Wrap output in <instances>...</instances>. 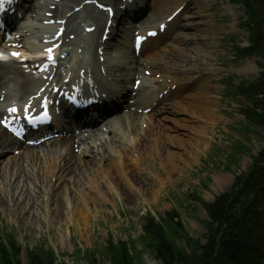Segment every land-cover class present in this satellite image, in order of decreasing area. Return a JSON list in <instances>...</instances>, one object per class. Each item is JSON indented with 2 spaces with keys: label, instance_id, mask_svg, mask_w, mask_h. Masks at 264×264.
Here are the masks:
<instances>
[{
  "label": "rangeland",
  "instance_id": "1",
  "mask_svg": "<svg viewBox=\"0 0 264 264\" xmlns=\"http://www.w3.org/2000/svg\"><path fill=\"white\" fill-rule=\"evenodd\" d=\"M182 1L179 0L177 5ZM198 1L199 5L197 0L193 2L192 14V17H196L194 24L197 26L185 18L181 23L182 29L179 28L172 33L184 36L185 39L170 44V37L167 46L172 47L174 51L166 49L160 56L162 69L158 70L168 75V78L189 83V88L185 90L187 94L164 101L162 109L154 116L158 122L172 129L176 128L173 119L182 118L188 121V125L193 121V116L180 104L183 99L185 103L188 101L189 94L192 95L190 100L216 103L205 108L207 113L217 112L215 123L208 122L203 113H199L204 117L197 120V125L207 128V137L198 135L202 139L193 151L195 158L186 156L182 164V173L173 174L175 181L167 182L159 193V199L150 204L144 196L136 197L132 192H130L133 195L132 204L125 203L118 197L113 199L106 195V203H100L102 209L91 211L87 226L84 222L80 226L76 224V219H80L81 216L75 215V212L87 207L80 197L82 194H77L74 187L67 186L75 195L74 198L69 197L71 204L68 207H60L62 212H65V208L66 215L63 213L59 220L52 216L51 222H48L44 218L46 207L44 209L41 205L40 219L37 220L41 222L33 225L25 221L23 202L20 201V205L13 204L11 190L6 195L4 181L3 185L0 184V239L17 241L14 243L19 244L21 249V264H27L28 254L39 252L40 249L46 253L54 252L57 259L55 264H114L116 250L120 251L124 246L133 258L134 264H164L157 259L152 250L155 244L151 245L144 239L147 219L151 217L162 225L165 237L175 252L198 262L201 255L199 248L204 246L216 228L207 205L229 193L237 180L240 177L244 178L255 166L256 160L264 150L263 132L248 123L241 114L251 103L242 96L239 87L259 81L264 73L263 58L240 59L235 54V48L250 46L248 30L246 32L243 26L247 18L242 8L231 5L229 0ZM200 11H203L209 20L199 18ZM156 17L160 18V13H157ZM206 22L208 27L201 26ZM187 23L191 25L188 31L184 29ZM186 35L194 39V42L186 40L188 39ZM196 46L201 47L200 55L194 54ZM248 65L253 67L250 72L245 71ZM197 85L213 86L215 89L212 90L216 95L206 97L201 90L195 89ZM195 94L197 98L193 96ZM167 110L173 111L172 114ZM162 131L167 130L163 128ZM155 162L152 164L153 172L164 175L161 158ZM83 183L86 181L82 179L81 185ZM119 185L124 187L123 180H119ZM31 188H34L33 184ZM40 192L43 194L41 204L44 206L46 191L43 189ZM91 193L98 195L96 190ZM54 196L52 194L50 196L52 198L50 208L57 209L59 206H53L57 199ZM251 201L249 197L246 198L241 202L242 207H252L254 202ZM242 207L236 206L235 212ZM64 235L65 240L62 238Z\"/></svg>",
  "mask_w": 264,
  "mask_h": 264
},
{
  "label": "bare ground",
  "instance_id": "2",
  "mask_svg": "<svg viewBox=\"0 0 264 264\" xmlns=\"http://www.w3.org/2000/svg\"><path fill=\"white\" fill-rule=\"evenodd\" d=\"M49 1L50 0H43V2L34 1L30 6L32 9L29 13L31 18L30 20L26 19L25 24L22 26L23 32L28 33V38H32L34 35V38L38 41L43 39L46 41L50 40L49 36L51 35L53 27L42 25V21L46 19L37 22V24L32 22L33 13H37V16H45L44 13L49 11L48 7L53 5L49 3ZM67 1L76 3L79 0ZM106 1L107 0H105V2ZM160 1L161 3L159 5H166L167 12L171 11L169 15L175 11V6L179 2V0H155V2ZM111 3L116 5L115 1ZM197 3H199V1ZM66 5L69 6V3H66ZM190 9H192V7L190 3H187L183 11H189ZM166 10L163 12L164 15ZM177 14L176 10V18L169 24H165L169 32L176 28L177 22L185 20L180 14ZM201 15H204L203 12H200L199 17H201ZM164 22L165 21L161 23ZM69 24L72 25L71 22H69ZM106 26L107 24H105V27ZM72 30L74 32H72ZM78 30L79 28H72L71 32L68 35L66 34L67 37L71 34H75V39L69 41L70 44H73V50L67 49L70 53L78 51L81 44L84 43V40L79 41L82 32L79 34L77 32ZM36 36H38V38H36ZM178 37L179 35L176 37V40H179ZM186 37L188 38V35H186ZM100 38L101 36L98 32L93 33L90 35V44L95 43L96 40H100ZM186 40L194 41V39L190 38ZM77 41H79L78 46L76 45ZM17 43L25 49L37 50L34 44L28 43L25 40H18ZM56 43H59V41ZM64 43H66V40ZM85 43L88 44L89 41ZM109 44L115 45L114 42H109ZM154 47V42H148L146 43L145 49H154ZM92 49L93 48L90 49V47L85 46L83 51H89V60L92 63L107 66L108 72L104 71L105 75L103 72L100 73V77L106 79L105 81L107 83L120 84L123 81L121 79H126L130 85L136 80L142 79L139 75L138 77L132 78L129 74L128 66L132 68L133 74H140L142 71H140V68L142 69L141 66L143 65L142 63L140 66L138 65L141 60L140 58L132 56L133 51L131 48H114L103 63H101L95 50L90 51ZM201 51V47L196 46L194 54L200 55L202 53ZM69 54H64L67 56L64 62L74 64L69 61L72 58ZM146 61L149 64L158 65V61L154 59V56H148ZM77 62L79 65L85 64L82 58H78ZM14 63V61L0 63V71L4 73V79H0V88L6 85V80L9 81L10 85L13 81L15 83L12 89L13 93H15L17 97H22L26 91H29L28 94H34L39 86H41V83L47 84L44 80H39L41 83L35 80L32 83V88L30 90L27 89L24 85L29 86L30 80L28 79V81L26 78L31 75L30 73L33 71V68L29 67L34 66L31 63H27L24 68L26 70L29 68L28 71L20 72L19 70H14ZM40 63H42V61ZM100 66L101 65L96 66V69L99 70ZM251 70H253V67L250 65L245 68V71L250 72ZM56 77L59 78L58 75H56ZM195 89L201 90L206 97L216 95L214 90H212L215 89L213 86L203 85L200 87V85H197ZM122 91H124L125 94L128 92L127 89H123ZM125 94L122 95L124 101ZM185 94L187 93L185 92ZM12 95V92H0V98H4L2 103H5L6 100L8 103H15L16 97ZM190 95L191 94L187 96L189 99L186 103L183 101L184 99L180 102L181 107L185 108L188 113L193 116V121L190 122V125H188V121L177 118L173 119L176 128L173 127L170 129L171 127L168 128V126L163 125L162 122H158L154 116L146 117L134 113L131 110H128V113H123L121 110H118V114L115 117L104 119L100 126H96L97 123H95L85 128L84 132L91 137L90 139H85L83 135L79 138L80 140L78 139L77 141H75V138L60 139L43 146H29L25 149L21 147L18 148V150L21 151L19 156L15 157L8 155L4 160L1 159V156H3L6 150L12 145L16 147L17 142L13 143L10 134L0 128V160H2L0 161V173L6 169L3 174H0V184L3 185L4 181H6L3 188H6L4 189L6 195L9 190L12 191L13 204L20 205V201L23 202V211L26 215L25 221L28 223L31 222L33 225L41 222V220L37 221L40 219L42 211L41 205L44 209L46 207L44 218H46L48 222H51L50 219L52 216H56L59 220L63 213H65V215L67 214L65 208V212H62L63 210L60 207H68L69 204H71L69 197L74 198L75 196L68 190L67 186L74 187L77 194H82L80 197L83 198L87 207L81 208L78 212H75V215L79 214L81 216L80 219H76V224L79 226L83 222L86 226L89 224V215L91 211H99L102 209L103 206L101 207L100 203H106V195L111 196L113 199H115L114 197H118L120 200H124L125 203L132 204L133 195L130 193L132 192L136 197L144 196L145 200L150 204L159 199V193L162 188L167 185V182L175 181V178L172 177L173 174L182 173V164L185 162L186 156L188 155L189 157L195 158L193 151L200 144L202 139V137L200 138L198 135H205L207 137V128L205 129L202 125H197V120L204 115L208 122L215 123L217 112L210 111L207 113L205 108L214 106L216 103L213 101H202L199 103L197 100H190ZM138 96H142L143 99L141 101V106L139 104L134 106L137 110L148 107V105L155 100L152 97L149 98L146 89L140 90ZM193 96L197 98V94ZM146 98L149 104L145 101ZM40 102L43 103L44 100L41 99ZM17 103L22 105L20 101ZM168 112L172 114L173 111ZM199 113H203V115ZM145 122L148 124L146 129L144 128ZM78 127L81 130L84 128L83 125ZM163 128L167 131H162ZM75 144H77V148L81 146L85 148V151L83 150L80 152L81 155L85 156L84 159L75 154ZM10 150L12 151V149ZM158 158H161L164 175L159 173L155 174L153 172L152 164L156 163L155 161ZM26 159L30 160V162L28 161L29 168L27 169L24 168V161H27ZM54 177H57V179L55 184L52 185L54 183ZM67 177H69V179ZM72 177H74L73 180ZM80 178L85 180L86 183L81 185L82 179L80 180ZM117 178L123 180L125 184L124 187L119 185V180ZM221 181L225 182L224 180ZM31 184L34 186L33 189L31 188ZM43 189L46 191V203L44 206L43 203L41 204V201L43 202V194L40 192ZM95 190L98 192L97 196L91 193V191ZM51 194L52 196L55 194L57 197L53 202V206H59L57 209L54 207L52 209L50 205L48 206V201L52 199L50 197ZM76 209L78 210V208ZM62 238L65 240L66 236L64 235Z\"/></svg>",
  "mask_w": 264,
  "mask_h": 264
},
{
  "label": "trees",
  "instance_id": "3",
  "mask_svg": "<svg viewBox=\"0 0 264 264\" xmlns=\"http://www.w3.org/2000/svg\"><path fill=\"white\" fill-rule=\"evenodd\" d=\"M237 2L246 3L253 17L252 41L254 49L262 53L264 0ZM239 88V92L251 103L242 111V115L264 134V74L257 83L243 84ZM244 197L254 202L252 207H242ZM236 206L242 207L237 213ZM207 209L216 228L213 226L215 230L207 238V243L199 246L201 255L198 262L175 252L165 237L162 225L152 217L147 219L144 239L151 245L155 244V248L149 247H152L158 260L164 264H264V150L248 174L244 178L240 177L229 193L207 205ZM14 242L17 241L0 239V264H21V249ZM43 251L40 249L39 252L27 253V264H55V253ZM116 253L114 264H134L125 246L120 251L116 250Z\"/></svg>",
  "mask_w": 264,
  "mask_h": 264
},
{
  "label": "snow or ice",
  "instance_id": "4",
  "mask_svg": "<svg viewBox=\"0 0 264 264\" xmlns=\"http://www.w3.org/2000/svg\"><path fill=\"white\" fill-rule=\"evenodd\" d=\"M154 35V34H153ZM138 42H139V38H138ZM49 51H51V50H49ZM13 55L14 56H19V54L18 53H13ZM49 59H54V57H52V56H49ZM11 112L12 113H15V112H17V109H15V108H13V109H11Z\"/></svg>",
  "mask_w": 264,
  "mask_h": 264
}]
</instances>
